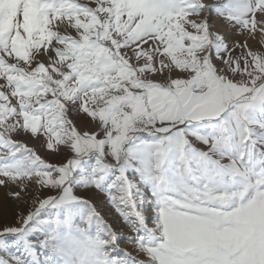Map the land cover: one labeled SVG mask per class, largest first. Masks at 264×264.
I'll return each instance as SVG.
<instances>
[{
	"label": "snow or ice",
	"instance_id": "snow-or-ice-1",
	"mask_svg": "<svg viewBox=\"0 0 264 264\" xmlns=\"http://www.w3.org/2000/svg\"><path fill=\"white\" fill-rule=\"evenodd\" d=\"M0 264H264V0H0Z\"/></svg>",
	"mask_w": 264,
	"mask_h": 264
}]
</instances>
